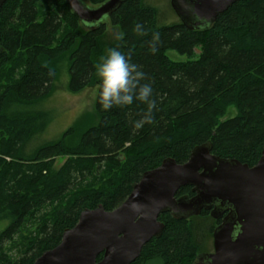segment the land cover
Listing matches in <instances>:
<instances>
[{"label": "trees", "instance_id": "trees-1", "mask_svg": "<svg viewBox=\"0 0 264 264\" xmlns=\"http://www.w3.org/2000/svg\"><path fill=\"white\" fill-rule=\"evenodd\" d=\"M98 7L108 0H83ZM151 0H126L110 18L120 36L107 43L105 23L87 28L65 0H7L0 10V264H34L62 242L84 210L113 211L133 186L164 160L186 163L193 150L254 167L264 151V0L234 4L207 29L181 21L160 23ZM140 24L144 36L136 34ZM159 41L152 50V37ZM110 49L121 51L141 84L153 88V122L137 129L147 104L103 110L98 123L74 129L29 149L45 130L37 107L49 99L67 67L69 90L98 86L97 65ZM168 51L187 58L174 62ZM235 108L236 116L225 119ZM59 158L66 162L56 169ZM195 196L181 188L177 198ZM165 229L133 264H194L222 219L211 211L188 220L170 213ZM103 255L98 258L101 261Z\"/></svg>", "mask_w": 264, "mask_h": 264}, {"label": "water", "instance_id": "water-1", "mask_svg": "<svg viewBox=\"0 0 264 264\" xmlns=\"http://www.w3.org/2000/svg\"><path fill=\"white\" fill-rule=\"evenodd\" d=\"M65 1L93 29L126 0H108L98 7ZM241 1L247 0H171V7L188 29L200 30ZM6 2L0 0V10ZM184 187H192L195 196L177 198ZM204 211L222 223L214 232V252L199 255L194 264H264V151L254 167L213 155L211 144L195 148L184 164L166 159L143 174L117 209L84 210L60 245L34 264H133L149 242L162 236V214L188 220Z\"/></svg>", "mask_w": 264, "mask_h": 264}, {"label": "rangeland", "instance_id": "rangeland-1", "mask_svg": "<svg viewBox=\"0 0 264 264\" xmlns=\"http://www.w3.org/2000/svg\"><path fill=\"white\" fill-rule=\"evenodd\" d=\"M151 3L160 8L159 19L162 25L169 26L180 21L171 7V0H151ZM103 23L107 28V43L111 44L119 38L120 30L112 25L109 18L105 19ZM167 56L174 62L187 60L185 56H181L174 51H168ZM69 82L68 68L64 67L57 75L49 99L37 107L43 111L46 123H48L44 132L30 143V150L39 144L54 141L72 129L83 132L97 125L96 98L98 86H91L82 92L73 93L69 90ZM235 116L236 110L231 108L225 119ZM65 162V158H59L55 165L56 169H60ZM6 226L7 223L1 225L0 231ZM207 251H209L208 253L214 252V239L210 242Z\"/></svg>", "mask_w": 264, "mask_h": 264}, {"label": "clouds", "instance_id": "clouds-1", "mask_svg": "<svg viewBox=\"0 0 264 264\" xmlns=\"http://www.w3.org/2000/svg\"><path fill=\"white\" fill-rule=\"evenodd\" d=\"M136 34L144 36L146 33L140 24L136 25ZM159 41V34L152 37V50ZM96 75L99 79L98 102L105 111L115 107L132 105L134 101L147 104V111L142 119L135 122L134 127L139 129L145 124L153 122V109L156 102L151 99L153 88L150 83L141 84L145 79L142 71H137V66L129 62L121 51L110 49L106 57H103L97 65Z\"/></svg>", "mask_w": 264, "mask_h": 264}]
</instances>
